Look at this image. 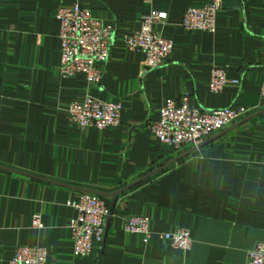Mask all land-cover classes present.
<instances>
[{
    "label": "crops",
    "instance_id": "crops-1",
    "mask_svg": "<svg viewBox=\"0 0 264 264\" xmlns=\"http://www.w3.org/2000/svg\"><path fill=\"white\" fill-rule=\"evenodd\" d=\"M208 1L0 0V264L18 246L44 247L46 264H249V250L264 242V113L130 187L191 150L175 153L151 130L166 99L189 92L206 110L246 106V118L264 112V0H242L239 9L222 0L215 32L185 30V10ZM75 3L114 27L99 85L59 73L56 14ZM154 11L168 15L153 29L173 50L166 64L148 69L124 37ZM215 67L227 72L219 93L210 90ZM87 96L120 103V123L75 125L69 106ZM90 191L105 193L113 216L103 243L79 257L72 203ZM132 215L149 218L147 242L126 231ZM177 227L190 230L189 250L165 240Z\"/></svg>",
    "mask_w": 264,
    "mask_h": 264
},
{
    "label": "built area",
    "instance_id": "built-area-1",
    "mask_svg": "<svg viewBox=\"0 0 264 264\" xmlns=\"http://www.w3.org/2000/svg\"><path fill=\"white\" fill-rule=\"evenodd\" d=\"M221 6L222 0H209L202 7L187 8L182 26L189 32H215ZM56 16L60 21V75L72 77L83 74L90 85H99L103 80L104 66L111 57L114 27L94 17L78 3L71 7H60ZM167 18V13L154 11L143 18L139 30L124 37L130 50L144 55L148 69L166 64L173 50V42L153 29L155 23H164ZM227 81L224 68H213L210 90L221 92ZM261 95L264 97V80ZM121 110L120 103L104 102L92 96H87L83 102L72 103L68 109L71 120L78 127L102 130L120 123ZM251 113L252 110L246 106L206 110L194 102L189 92H184L179 98L165 100L161 117L151 123V130L161 143L172 147L175 153H181L198 147ZM72 206L77 210L70 224L74 255L85 257L92 252L95 243H103L106 221L113 216V212L104 197L90 192H83ZM34 225L41 226V215H35ZM125 228L128 232L143 234L146 242L150 238V220L146 216H129ZM164 238L173 248L181 251L189 250L192 246L191 232L184 227L165 233ZM47 259L48 252L44 247L18 246L9 264H46ZM248 263L264 264V242H257L249 250Z\"/></svg>",
    "mask_w": 264,
    "mask_h": 264
},
{
    "label": "water",
    "instance_id": "water-1",
    "mask_svg": "<svg viewBox=\"0 0 264 264\" xmlns=\"http://www.w3.org/2000/svg\"><path fill=\"white\" fill-rule=\"evenodd\" d=\"M223 2H224V5L229 6V7H234V8H237V9H239V8L242 7V0H223ZM263 113H264V112H260V113H257V114H255V115L249 117V118H246V119L240 121L239 123H237V124H236L235 126H233V127L235 128V127H237V126H239V125L245 123L246 121H248V120H250V119H252V118H254V117L258 116V115H261V114H263ZM213 139H214V138H212L211 140H213ZM211 140H209V141H207V142H205V143H203V144H200L198 147L189 150L188 152H186L185 154H183V155L177 157L176 159H174V160L171 161L170 163H168V164H166V165H164V166H162V167L156 169L155 171L151 172V173L148 174L147 176H144L143 178H141V179H139L138 181H136L135 183H133L130 187H132V186H134V185L140 183L141 181H143V180H145V179L151 177L152 175H154V174H156L157 172H159V171L165 169L166 167H168V166H170V165H172V164L178 162L179 160H181L182 158H184V157L190 155L191 153L195 152L197 149L201 148L203 145H205L206 143L210 142ZM90 192H91V193L98 194V195H105V193H102V192H96V191H90ZM119 193H120V192H116V193H112L111 195L116 197ZM109 220H110V218H108L107 221H106L105 234H106V229H107V226H108V222H109Z\"/></svg>",
    "mask_w": 264,
    "mask_h": 264
}]
</instances>
